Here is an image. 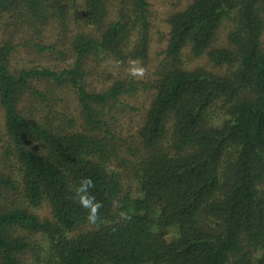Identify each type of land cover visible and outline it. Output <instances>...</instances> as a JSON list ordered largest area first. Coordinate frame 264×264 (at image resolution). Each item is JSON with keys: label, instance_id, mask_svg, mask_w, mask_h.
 I'll list each match as a JSON object with an SVG mask.
<instances>
[{"label": "trees", "instance_id": "16d2710c", "mask_svg": "<svg viewBox=\"0 0 264 264\" xmlns=\"http://www.w3.org/2000/svg\"><path fill=\"white\" fill-rule=\"evenodd\" d=\"M185 1L134 79L151 0H0V264H264V0Z\"/></svg>", "mask_w": 264, "mask_h": 264}, {"label": "rangeland", "instance_id": "374dc122", "mask_svg": "<svg viewBox=\"0 0 264 264\" xmlns=\"http://www.w3.org/2000/svg\"><path fill=\"white\" fill-rule=\"evenodd\" d=\"M151 4H152V9L155 11L156 16H157V19L155 22L160 31L158 34H156L157 33L156 28H153L152 30L153 35H152L150 55H149L150 58L147 61L148 63L146 64V67H145L147 70L148 69L151 70L152 66L158 63L159 58L162 56L160 47L163 48L165 45V37H166V32H167V25H166V22H164V19L166 18L168 14L172 13L173 11L181 9L186 4V1L185 0H151ZM160 32L164 34L163 40L159 39L158 37ZM224 37H225V34L223 33V38ZM183 61L187 63L188 66L190 67H196L197 65H201L205 62L204 58L202 60L191 59L189 57L187 58L186 54H184L183 56ZM26 62L27 61L25 59V56L22 54V52L16 54L12 59V63L15 66H21ZM30 65L31 64L29 63L28 66ZM134 106L139 109L138 112L130 111V112H126V114H121V112H119L120 110H117V113L119 112L118 118L120 119V117L123 116L121 126L124 131L127 130L128 128H131V130H134L137 127L139 115H140V112L142 111L141 109L142 106L140 104H136ZM127 115H130V116H127ZM127 189H130V190L134 189V182L132 180L127 184ZM36 213L40 217H48L49 209L47 206L44 205L41 208L37 209Z\"/></svg>", "mask_w": 264, "mask_h": 264}, {"label": "clouds", "instance_id": "9594fccd", "mask_svg": "<svg viewBox=\"0 0 264 264\" xmlns=\"http://www.w3.org/2000/svg\"><path fill=\"white\" fill-rule=\"evenodd\" d=\"M128 74L134 79H143L147 75V69L136 60H129ZM95 187V182L90 177H84L80 180L78 186L74 189V200L82 208L87 209V222L90 226H99L105 223L100 215V209L103 202L96 199L95 195L90 191ZM122 220H130L131 216L124 211L119 213Z\"/></svg>", "mask_w": 264, "mask_h": 264}]
</instances>
